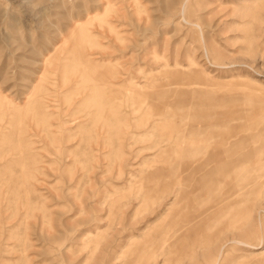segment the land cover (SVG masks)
Masks as SVG:
<instances>
[{"label":"rangeland","instance_id":"1","mask_svg":"<svg viewBox=\"0 0 264 264\" xmlns=\"http://www.w3.org/2000/svg\"><path fill=\"white\" fill-rule=\"evenodd\" d=\"M0 264H264V0H0Z\"/></svg>","mask_w":264,"mask_h":264}]
</instances>
